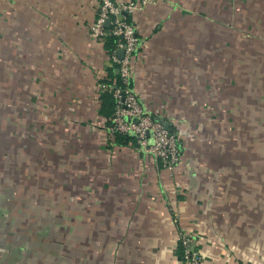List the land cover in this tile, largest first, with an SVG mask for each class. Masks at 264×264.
I'll use <instances>...</instances> for the list:
<instances>
[{
    "label": "rangeland",
    "instance_id": "374dc122",
    "mask_svg": "<svg viewBox=\"0 0 264 264\" xmlns=\"http://www.w3.org/2000/svg\"><path fill=\"white\" fill-rule=\"evenodd\" d=\"M206 31L216 36L219 25H206ZM234 44L228 40L226 50ZM213 51L217 55V46L206 49V60L212 55L206 91L196 89L197 95L181 107L177 123L187 163L170 174L169 191L158 185L149 198L122 175L98 168L104 156L92 146L96 137L62 129L56 119L59 106L45 104L42 80L39 90L31 84L39 99L28 104L30 76L39 73H20L18 88H11L17 74L0 52V264H158L171 253L186 264H206V246L198 248V239L243 251L256 245L264 237V167L244 164H257L256 157L264 163V136L251 135L255 127L244 122L248 131L239 153L232 137L233 102L228 105L231 112L221 111V74ZM231 88L233 96L234 84ZM63 131L70 134L62 136ZM239 157L246 169L235 167ZM178 188L198 189L196 228L191 231L187 219L179 222L174 202L165 217L155 209L161 193L169 198ZM134 192L138 201L132 198ZM184 240L180 256L178 242Z\"/></svg>",
    "mask_w": 264,
    "mask_h": 264
},
{
    "label": "crops",
    "instance_id": "0c3cea01",
    "mask_svg": "<svg viewBox=\"0 0 264 264\" xmlns=\"http://www.w3.org/2000/svg\"><path fill=\"white\" fill-rule=\"evenodd\" d=\"M96 8L97 0H0V52L10 58L12 73L17 74L12 77L11 88H18L20 73H39V77H27H31L32 88L27 91L28 104L33 105L39 99L31 91L34 86L39 90L37 85L42 80L47 94L45 104L59 106L56 119L62 122V129L96 137L92 146L104 156L98 168L122 175L149 198L148 193L154 194L158 185L169 191L172 178L139 147L134 137L120 144L107 131L112 113L107 93L111 92L102 90V85L109 84L108 69L114 68L115 73L117 69L111 66L105 41L91 34ZM127 19L140 38L132 58L131 85L154 120L167 124L171 131H179L181 107L190 103L191 95H197L196 89L206 91V67L212 66V55L206 60V49L217 46V55L216 51L212 53L217 57L221 74L217 93L221 111L226 115L231 112L228 105L233 102L236 121L232 137L238 141L239 153L243 152L242 140L248 131H244V122L255 127L251 135L264 136V0H157ZM209 24L219 25L218 35L206 31ZM228 40L235 41L229 52ZM213 41H218V45ZM227 80L234 84L233 96L232 84H227ZM67 133L70 134L66 131L61 134ZM236 152L235 149V156ZM184 156L185 151L181 163L186 162ZM256 159L257 164L244 166L264 167ZM242 163L240 159L235 167L245 168ZM197 192V188L181 191L178 188L169 192L173 195L169 198L165 192L161 193L162 200L158 199L155 209L165 217L171 209L170 202H174L179 222L187 219L191 223L187 229L191 231L196 228ZM132 195L135 199L139 197L138 192ZM193 201L195 206L191 208ZM149 206L146 208L151 209ZM221 243L198 239V248L206 246V264H264L263 236L245 251ZM158 264L186 263L171 253V257L165 256Z\"/></svg>",
    "mask_w": 264,
    "mask_h": 264
},
{
    "label": "built area",
    "instance_id": "2783aa9c",
    "mask_svg": "<svg viewBox=\"0 0 264 264\" xmlns=\"http://www.w3.org/2000/svg\"><path fill=\"white\" fill-rule=\"evenodd\" d=\"M157 0H97L96 17L90 25L91 34L98 39L115 38V48L110 51L111 66L118 70V84H103L102 90L110 91L113 112L108 131L134 137L139 147L159 162L165 172L171 174L179 167L182 150L179 135L154 120L147 113L131 85L132 58L140 38L127 16L143 10ZM126 13V15L123 14ZM122 50L123 56H118ZM185 249V240L181 242Z\"/></svg>",
    "mask_w": 264,
    "mask_h": 264
},
{
    "label": "trees",
    "instance_id": "16d2710c",
    "mask_svg": "<svg viewBox=\"0 0 264 264\" xmlns=\"http://www.w3.org/2000/svg\"><path fill=\"white\" fill-rule=\"evenodd\" d=\"M105 47H106V49L109 52L112 51L115 48V38H113V37L107 38L105 40ZM107 74L109 76V80H108L109 83H113V84L117 85L118 84V75L115 73V69L114 68H109ZM107 94L109 95L108 96V99L109 100L111 99L110 105L112 106V112H113V99H112V95L110 93H107ZM111 115H112V113H111ZM109 122H110V119H109ZM129 137L130 136L125 137V136H122L120 134H115L113 139H115V141H117L118 143L122 144ZM178 243H179V245H178V252H179V254L181 256L182 251L184 250V247L181 244V242H178Z\"/></svg>",
    "mask_w": 264,
    "mask_h": 264
},
{
    "label": "water",
    "instance_id": "95a60500",
    "mask_svg": "<svg viewBox=\"0 0 264 264\" xmlns=\"http://www.w3.org/2000/svg\"><path fill=\"white\" fill-rule=\"evenodd\" d=\"M123 14L126 15L125 12H123ZM118 56H119L120 58L123 56V52H122V50H119V51H118ZM116 73H118V70H116ZM165 127L168 128V125L165 124ZM169 130H170V129H169Z\"/></svg>",
    "mask_w": 264,
    "mask_h": 264
}]
</instances>
